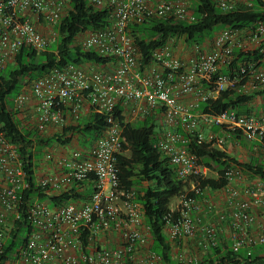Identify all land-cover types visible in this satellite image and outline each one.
Wrapping results in <instances>:
<instances>
[{
    "label": "built area",
    "instance_id": "2783aa9c",
    "mask_svg": "<svg viewBox=\"0 0 264 264\" xmlns=\"http://www.w3.org/2000/svg\"><path fill=\"white\" fill-rule=\"evenodd\" d=\"M106 10V25L85 30L71 41L80 52L107 58L105 65L65 64L23 86L13 99L12 113L20 127L38 133L52 128L59 133L91 113L103 116L104 128L90 147L57 146L43 160L54 171L35 184L42 191L61 194L86 183L92 192L86 201L50 206L35 201L25 209L30 227L25 243L15 249L18 264H165L162 253L148 247L142 231L141 194L119 185L122 130L129 123L158 115L153 146L173 166L179 180H192L177 198L179 203L164 220V234L175 254L179 243L190 242L194 255L178 254L180 264H201L200 257L228 251L264 257V181L230 163L222 173L227 184L217 190L221 206L208 199L195 179L206 177L207 166L186 148L185 134L196 132L198 143L224 150L226 144L247 143L249 153L264 166V104L248 113L226 109L203 113L199 105L219 92L237 88H264V25L246 30L222 29L214 34L210 50L193 47L183 62L175 54L174 38L151 53L142 64L130 26L150 18L184 21L194 16L182 0H87ZM71 0H0V73L22 50L58 51V26L70 10ZM222 11L234 4L218 1ZM264 11V0H262ZM257 49L258 61L240 65L233 77L221 71L234 60L233 50ZM217 74L213 79V75ZM202 82L209 85L203 88ZM193 96L189 103L182 99ZM200 127L206 132L202 133ZM29 182L18 146L0 126V256L14 222L21 217ZM146 231H150L146 225ZM112 238L114 245H108ZM200 255V256H199ZM214 255V254H213ZM199 256V257H198ZM8 264V263H7Z\"/></svg>",
    "mask_w": 264,
    "mask_h": 264
},
{
    "label": "trees",
    "instance_id": "16d2710c",
    "mask_svg": "<svg viewBox=\"0 0 264 264\" xmlns=\"http://www.w3.org/2000/svg\"><path fill=\"white\" fill-rule=\"evenodd\" d=\"M187 3L186 0H182ZM188 9L194 16V21L188 24L184 21H169L158 18H150L142 24L130 26V33L137 47L142 64L151 62V53L162 47L170 38L184 37L191 45L200 46L206 38L214 37L217 30H246L257 22L264 25V11L262 0H245L234 5L230 11H222L218 7L217 0H193ZM107 11L97 10L90 6L87 0H71L70 10L61 20L58 31L60 43L58 51L36 53L33 50L22 49L3 72L0 73V126L7 138L18 146L20 157L24 163V170L29 182V188L24 194L21 217L14 222L10 238L4 245L0 256V264H7L13 259L17 247L22 246L29 233L30 227L26 218L25 209L35 201L45 202L50 206H60L68 202H81L88 199V194H83L73 187L61 194H50L42 191L35 184V152L44 144L53 141L61 145H68L77 137L80 145L90 147L100 137L104 128L103 116L91 113L82 117L76 124L66 127L62 132L52 137H39L33 127H20L19 122L12 113L13 99L22 89L24 83L37 78L52 67L65 64L94 63L105 65L109 59L102 58L95 53L80 52L72 48V39L85 30L101 29L106 25ZM234 60L222 69L224 74L233 77L239 72L240 65L249 61H258L260 54L257 49L243 51L233 50ZM217 74L212 77L215 79ZM245 83V79L236 85L234 89L219 92L215 98H210L199 105V111L203 113H219L226 109L235 110L238 113H248L246 106L255 95L264 94L263 91L254 94L239 93L237 88ZM209 85L204 83V88ZM11 94L15 96L9 100ZM157 125L153 118L129 123L122 130V154L119 156V185L123 191L134 189L139 185L138 192L144 210V220L150 229L152 237V249L162 253L165 264H180L173 260L171 243L164 234V220L169 215L175 216L171 209V201L190 187L192 180H179L175 176L173 166L163 154L154 148L152 138L155 135ZM187 140L186 148L194 154L209 169L216 170L217 178L205 177L195 179L202 189L208 188L217 191L227 184L222 173L230 163H235L245 171L258 176L264 181V166L259 159H250L248 162H240L233 158L225 150L218 149L208 143H198L197 133L185 134L181 129H176ZM145 183V186L140 184ZM92 192V187L89 193ZM214 255L207 254L200 257L201 264H264V257L258 256L257 251L247 256L243 252L234 254L228 251Z\"/></svg>",
    "mask_w": 264,
    "mask_h": 264
},
{
    "label": "rangeland",
    "instance_id": "374dc122",
    "mask_svg": "<svg viewBox=\"0 0 264 264\" xmlns=\"http://www.w3.org/2000/svg\"><path fill=\"white\" fill-rule=\"evenodd\" d=\"M189 3V5H192L190 3V1H187ZM213 37L211 38H206L205 41L200 45V47L204 48L205 50H210L211 48V43H212ZM174 44L176 45V56L182 60L183 62H186L191 56H192V52H193V47L194 45H191L189 43H187L184 39V37H176L174 38ZM29 82L24 83V87L25 89H27ZM202 86L204 88V83L202 82ZM263 89H252V88H246L245 89V94H254L255 92H260L263 91ZM15 96V94H11L9 97V100H11L13 97ZM261 104H264V94H257L255 95V97L253 98V100L251 102L248 103V109H250V111L255 110L257 107H259ZM29 127H32L31 123H28ZM157 125V124H156ZM200 130H202V133H204V127H200ZM39 137H44L45 134H39ZM57 146H62L61 144L57 143L56 141H53L50 144H44L42 146H40V148L38 150H36L35 152V161H38L40 158L43 157L45 151L50 150V149H54ZM67 147H73V148H87L86 146L83 147L80 145V140L75 137L72 142L68 145H64ZM228 154H230V156H232L233 158L239 160L240 162H248L251 158V154L248 151V144L247 143H243L239 146H233V145H229L226 144L225 147L223 148ZM206 166V165H204ZM208 172L206 174V177L209 178H217L219 176V174L217 173L216 170L212 169L213 167H211V169H209L208 167H206ZM141 186H145V183L140 184ZM139 185H135L134 189L136 191H138L139 189ZM171 209L176 208L177 204L179 203V199L173 198L171 201ZM146 227V222L143 219L142 222V231H144V233L146 234L147 238H148V247L152 248V237L150 234V231H146L145 230ZM187 249L191 250V253L188 254L187 252H185ZM196 252L195 248L192 246V244L190 242H181L179 243V246L175 252V254L173 255V260L176 261L178 260V254H183V255H194V253ZM196 254V253H195ZM200 256V255H199ZM198 256V257H199ZM8 263L10 264H18L15 262V260H10Z\"/></svg>",
    "mask_w": 264,
    "mask_h": 264
},
{
    "label": "crops",
    "instance_id": "0c3cea01",
    "mask_svg": "<svg viewBox=\"0 0 264 264\" xmlns=\"http://www.w3.org/2000/svg\"><path fill=\"white\" fill-rule=\"evenodd\" d=\"M186 1H188V0H186ZM190 1V3L191 4H193L194 3V1L193 0H189ZM217 1H220V0H217ZM224 1H226V2H229V3H232V4H234V5H237V4H239V3H243L245 0H224ZM188 3V2H187ZM218 31H220V30H217L216 31V33L218 32ZM174 47H175V54H176V45L174 44ZM193 99V96H187V97H184L183 99H182V101L184 102V103H189V102H191V100ZM246 107H248V105L246 106ZM86 116H88V115H86ZM85 117V116H84ZM153 120H154V122L157 124V125H159V121H160V118H159V116L158 115H156V116H153ZM204 132H206V129H204ZM59 132L57 131V130H54V129H52V128H49V129H47L45 132H44V134H45V137H52V136H54V135H56V134H58ZM248 151H249V146H248ZM251 158L252 159H259L257 156H253L252 154H251ZM54 171V168L50 165V164H48V163H46L44 160H43V158H40L38 161H35V168H34V175H35V179L37 180V179H39V177H42V176H44V175H46V174H49V173H51V172H53ZM90 188H91V185L90 184H88V183H86L85 185H84V188L83 189H81V190H79V191H81L83 194H88V196H89V190H90ZM50 194H56V193H50ZM207 197H208V199H210L214 204H215V206L218 208V207H220L221 206V199H220V197L217 195V191H211V190H209L208 192H207ZM172 203V202H171ZM152 243V242H151ZM108 245H114V242L112 241V238H110V240L108 241ZM185 252H187L188 254H190L191 253V250H189V249H187ZM8 264H10V263H8Z\"/></svg>",
    "mask_w": 264,
    "mask_h": 264
}]
</instances>
